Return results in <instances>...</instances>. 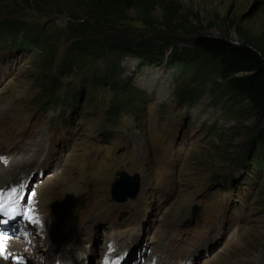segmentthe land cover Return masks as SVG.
I'll list each match as a JSON object with an SVG mask.
<instances>
[{
	"label": "rangeland",
	"instance_id": "1",
	"mask_svg": "<svg viewBox=\"0 0 264 264\" xmlns=\"http://www.w3.org/2000/svg\"><path fill=\"white\" fill-rule=\"evenodd\" d=\"M87 1L104 4L0 0V30L21 22L48 38L45 49L0 48V142L63 133L42 181L59 173L62 183L39 195L61 239L51 253L32 246L37 257L26 264L111 263L123 250L132 251L128 264H180L187 248L209 237L215 243L202 245L208 250L192 264H264V120L239 110L244 105L219 80L176 78L180 61L194 60L199 34L248 43L264 56V0H113L114 23L163 47L154 49L161 59L115 53L80 70L66 57L77 39L72 16ZM124 86L144 93L129 111L119 104ZM121 172L137 175L139 185L117 204ZM39 181L33 172L27 199Z\"/></svg>",
	"mask_w": 264,
	"mask_h": 264
},
{
	"label": "trees",
	"instance_id": "2",
	"mask_svg": "<svg viewBox=\"0 0 264 264\" xmlns=\"http://www.w3.org/2000/svg\"><path fill=\"white\" fill-rule=\"evenodd\" d=\"M112 1L104 0L103 5L101 1L93 4L87 1L80 15L72 16L69 13L76 19V28L73 31L77 39L69 49L66 59L77 69L94 68L101 57L109 54L116 57L115 53L119 54L121 59L134 55L145 63L161 59L154 52L157 44L152 39H137L139 35L122 32V24L114 23L117 21L114 19H120V16L112 11L118 1L111 3ZM120 3L119 1L118 4ZM47 42V36L45 37L40 29L23 25L21 22L13 28L0 30V48L5 50L14 46L45 49L48 47ZM191 45L194 60L180 61L184 67L177 73L176 78L189 76L191 81L196 83L219 80L221 83L216 84L220 89L223 87L224 92L232 93V99L238 97L244 105L245 108L239 110H250L259 121L264 120V56L248 43L235 44L223 36L199 34L194 37ZM157 50L163 51V47ZM184 62L186 64L183 65ZM96 78L98 82L99 78ZM219 86L214 88L219 89ZM143 96L144 93L134 86L131 90L124 86L118 92L119 104L126 111L132 109L135 102H142ZM233 108L237 110L236 107ZM262 132L264 134V129ZM252 159L256 160V155Z\"/></svg>",
	"mask_w": 264,
	"mask_h": 264
},
{
	"label": "bare ground",
	"instance_id": "3",
	"mask_svg": "<svg viewBox=\"0 0 264 264\" xmlns=\"http://www.w3.org/2000/svg\"><path fill=\"white\" fill-rule=\"evenodd\" d=\"M41 139H42V141H45L43 139L42 135H41ZM31 144H33V143L32 142L30 143L29 149H32L35 146V144H33V145H31ZM38 147L40 149H42L43 144L39 145ZM26 153H27L26 148H23L16 155H14L13 158H11V160L0 161V185L1 186L4 182L15 179L17 182L21 181L22 184L26 187L27 180L33 172L36 174L37 180L41 179V181L38 182V185L40 187L34 191L36 193V195L33 198L30 197L28 199L29 201H31V203H28V205L26 206L25 209H32L34 211V213L37 215V217L40 221V224H39V226H35L34 228L37 229L38 233L42 236V239H39L35 236V233L33 232V228L29 227L28 224H21L24 222L23 221L20 222V219L17 222L10 223L8 226L0 224V232L6 234L5 232L8 229L12 230L11 233L6 234L9 237L5 241L7 248H8V251L13 256L19 255V256L23 257L24 261H27L30 258L36 259L37 254L36 255L34 254L32 246H34V245L35 246L39 245V246H44V247L49 246L50 247V253H51L52 248L61 239L60 235H55V231H54L55 220L52 219L50 216L46 215V212L43 210L44 209V207H43L44 202L39 197V195L42 192H44L47 188H59L57 186H60V184L62 183V179L59 177L55 178L59 174V173H56L51 177V178H53L52 180H50L51 178H49V179H47L46 182H42V181H44L43 179L45 178L44 177L45 174H41L40 168H41V166L47 165V161H44V159L42 158L44 155V152L42 150H40L33 157V159L31 161L29 159H27ZM23 161H28V162L21 164ZM34 162H37L40 164V168H36V171L34 170V167L30 166V163L34 166ZM105 184H107V183H105ZM231 184H232V182H231ZM2 219H4V218L0 217V220H2ZM219 232H221V231H219ZM13 237H16V238H13ZM18 240L21 241V243H25V244L20 245L21 243H18ZM13 243H15V245H11ZM42 243H46V245H42ZM136 248H138V247H136ZM2 260L8 262L10 259H7V260L2 259ZM12 264H13V261H12Z\"/></svg>",
	"mask_w": 264,
	"mask_h": 264
},
{
	"label": "snow or ice",
	"instance_id": "4",
	"mask_svg": "<svg viewBox=\"0 0 264 264\" xmlns=\"http://www.w3.org/2000/svg\"><path fill=\"white\" fill-rule=\"evenodd\" d=\"M31 195L34 197L36 195L35 192H32ZM27 197L24 193L20 192L17 189H13L8 193L7 196L3 192H0V216L5 217L0 220V224L7 225L11 220H15L17 216L24 215L27 219V222L32 224L33 226H39L40 221L37 215L34 213L32 209H25L23 212L18 210V206L23 204L26 201ZM31 203V201H28ZM9 237L0 232V259H11L13 264H26L24 258L16 255L13 256L7 248L5 241ZM111 245L109 246V251H111ZM119 258H117L118 260ZM105 264H109L108 260L105 259Z\"/></svg>",
	"mask_w": 264,
	"mask_h": 264
},
{
	"label": "water",
	"instance_id": "5",
	"mask_svg": "<svg viewBox=\"0 0 264 264\" xmlns=\"http://www.w3.org/2000/svg\"><path fill=\"white\" fill-rule=\"evenodd\" d=\"M139 177L137 175L129 176L125 172L120 173V178L114 183L113 197L117 201H124L128 196L134 197L137 193L139 185Z\"/></svg>",
	"mask_w": 264,
	"mask_h": 264
}]
</instances>
